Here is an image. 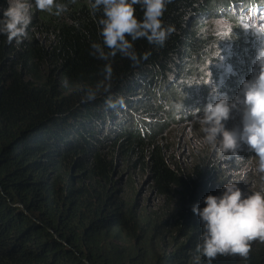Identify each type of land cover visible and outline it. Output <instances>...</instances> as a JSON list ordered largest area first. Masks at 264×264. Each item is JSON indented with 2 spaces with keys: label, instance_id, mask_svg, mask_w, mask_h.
Returning a JSON list of instances; mask_svg holds the SVG:
<instances>
[{
  "label": "trees",
  "instance_id": "16d2710c",
  "mask_svg": "<svg viewBox=\"0 0 264 264\" xmlns=\"http://www.w3.org/2000/svg\"><path fill=\"white\" fill-rule=\"evenodd\" d=\"M250 5L0 0V264H264V138L237 151L183 97L211 77L207 23Z\"/></svg>",
  "mask_w": 264,
  "mask_h": 264
},
{
  "label": "rangeland",
  "instance_id": "374dc122",
  "mask_svg": "<svg viewBox=\"0 0 264 264\" xmlns=\"http://www.w3.org/2000/svg\"><path fill=\"white\" fill-rule=\"evenodd\" d=\"M230 17L235 19L232 23L225 20L207 23L206 28L210 31L215 45L203 69H206L208 71L206 75L210 74L211 77L206 82L202 80L190 82L183 92V97L189 96L188 102L198 99L202 104L200 110L211 114L200 121L212 126V131L215 130L217 133V139L224 136L229 138V146L237 149L239 147L240 151L245 146L242 142L244 134H248V137L264 138V131L259 132L262 128L256 120L264 110L259 107L260 101L264 99V15L252 18L245 11L236 10ZM241 40L245 50L251 52L245 59H242V51L239 49ZM248 69L252 70L247 74ZM198 70L200 71V68ZM249 79L253 80L252 85L258 87L254 88L256 89L254 94L248 87ZM232 86L234 89H230ZM237 87L239 92H234ZM241 151H245L244 148ZM120 171L115 176L119 189L117 195L125 190V179L119 176ZM237 173L230 171L228 175L235 178ZM138 183V202L143 203L147 197L146 205L151 208L156 206L157 200L153 195H147L141 179ZM223 193L228 195L225 200L221 198ZM223 193L216 192L217 200L220 202L218 207L222 210L224 218L246 217L250 210L245 198L246 189L234 190L233 186L229 185Z\"/></svg>",
  "mask_w": 264,
  "mask_h": 264
},
{
  "label": "clouds",
  "instance_id": "9594fccd",
  "mask_svg": "<svg viewBox=\"0 0 264 264\" xmlns=\"http://www.w3.org/2000/svg\"><path fill=\"white\" fill-rule=\"evenodd\" d=\"M243 11H245L248 15H251L252 18H256L259 15H264V6H253V7H251V5H250V6L246 7V9ZM241 138H243V137H241ZM243 148L244 147H242L240 149V151ZM237 151H239V150L237 149Z\"/></svg>",
  "mask_w": 264,
  "mask_h": 264
}]
</instances>
